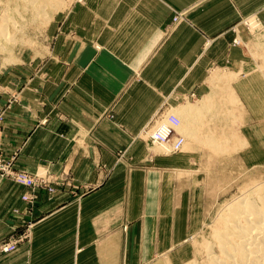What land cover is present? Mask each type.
<instances>
[{
	"label": "crops",
	"instance_id": "obj_1",
	"mask_svg": "<svg viewBox=\"0 0 264 264\" xmlns=\"http://www.w3.org/2000/svg\"><path fill=\"white\" fill-rule=\"evenodd\" d=\"M243 21L264 28V0H82L46 27L41 55L31 49L17 64L1 63L5 156L28 172L66 170L71 185L51 198L37 193L30 240L0 254V264L185 258L183 244L197 228L189 216L193 182L179 180L170 188L162 169L188 171L195 156L184 151L147 162L137 134L186 95L200 99L215 92L219 99L229 85L239 133L247 145L263 147L264 58L250 49ZM253 31L255 38L262 34ZM215 68L232 79L225 76L212 88ZM132 162L149 167L129 169ZM24 191L0 179V239L24 221Z\"/></svg>",
	"mask_w": 264,
	"mask_h": 264
},
{
	"label": "rangeland",
	"instance_id": "obj_2",
	"mask_svg": "<svg viewBox=\"0 0 264 264\" xmlns=\"http://www.w3.org/2000/svg\"><path fill=\"white\" fill-rule=\"evenodd\" d=\"M78 1L81 2L82 0H32L31 2H29V0H0V31L4 29L5 26H9L6 36L0 41V64L2 63L3 66L17 64L21 62L22 59L24 60L26 58L27 54L31 52V49L35 50V52L37 51V55H41L43 52L39 50L43 49V39H45L43 32L46 27H48L54 17L64 13L73 3ZM175 17H178L176 21H174ZM179 19L180 17L178 15H174L172 17V22H178ZM245 23L248 27L244 25ZM13 24L16 27H14ZM18 25L21 26L17 27ZM241 25L251 33L252 40L249 43L252 44L250 49L256 48L257 51H259V56L256 58H260L263 61L264 32L261 29L264 28H261L260 25L256 26L258 24L255 25L253 22L248 21H243ZM236 26L237 25L233 27L234 32L238 30ZM254 29H258L262 34L255 38L254 33H252ZM254 38L256 39L255 41ZM253 41L259 47L252 46L254 45ZM234 43H239V39L235 38ZM216 71L222 74V77H220V75L218 76ZM209 74V81L212 88L214 87L213 85H215L214 79L220 81L224 80L225 76L229 79H232L231 76L233 77L232 74L225 72V70L221 68H215ZM212 80L214 81L212 82ZM227 90L228 89L225 88V93L223 92L224 94H222L219 99L215 92L211 93L210 96L208 94V98L211 96L213 98L211 97V103H206L207 107H203L206 96L197 99L195 93H190L186 96L189 97L193 94L194 98L186 99L185 96L184 103L158 113L149 121L152 123H149L147 127L137 134V138L143 141L145 145V161L147 162L151 163V156L153 155L168 158L184 151L195 156V161L191 163L190 169H185L188 171H184L178 166L171 168L165 167V169H162L164 173L163 183H168L170 188L179 180L185 181L186 183L192 180L193 187L190 196L191 209L189 210V216L193 219V225H196L197 228L192 233L187 231L189 235L186 237V241L183 244L184 251H181V254L186 253L185 258L177 259L172 262L164 258L161 259L162 262H160V264H208L205 257V247L207 244L209 245L215 241L214 231L219 226V213L223 210L224 205L227 204L234 195H238L241 189L256 183L259 179L260 181H264V141L261 142L263 147H251L247 145L246 140H244L236 127L237 117L235 114V105L237 102L234 98L235 101L232 100L231 93ZM225 95L226 99H224ZM199 105L202 107H199ZM181 106L195 108L194 113L191 112L192 117L188 115L189 113L183 114V116L177 117V125H173L171 122L168 124L169 121L166 120V116L173 111V109L175 110L177 107L179 108ZM160 115L161 118L159 117ZM197 117L200 120L199 123ZM238 117L241 118L240 116ZM1 119L2 116L0 113V122ZM245 119H248V117ZM194 120L197 123H193ZM161 123L168 124L169 126L171 125L175 129L176 135L174 139L176 137L183 138L179 150H175L172 147V141L174 139L166 143L170 148L169 150L161 149L162 146L166 144H158L152 139V133ZM180 126L181 128L187 127L190 130L189 136H187L185 132H182L180 130L181 128H178ZM210 138L211 142L208 141ZM189 144H195L197 147H189ZM0 152L4 157L3 159L7 161L14 170H21L14 166L13 157L5 156L1 140ZM116 152L117 162H119L124 151L119 149ZM127 166L129 169L149 167L144 163L134 162L128 163ZM42 169L45 171H42ZM40 170L41 172H39ZM28 173L33 176H44V178L37 179L34 186L25 187L15 182L10 174H5L0 170L1 180H6L11 184L25 188V191L20 195V199L29 205L27 211H25L26 217L24 215V221H22L19 229H15L1 237L0 254L12 253L17 250L20 244L30 240L33 226L37 221L31 206L36 202L38 192L44 191L47 197L51 198L58 187L71 185L69 173L66 170L51 172L46 168H40L35 172ZM15 212H17V209L10 210L7 213L12 216ZM130 225L131 223L125 224L121 229L126 232ZM11 241L13 245L10 243ZM157 263L159 264V262Z\"/></svg>",
	"mask_w": 264,
	"mask_h": 264
},
{
	"label": "bare ground",
	"instance_id": "obj_3",
	"mask_svg": "<svg viewBox=\"0 0 264 264\" xmlns=\"http://www.w3.org/2000/svg\"><path fill=\"white\" fill-rule=\"evenodd\" d=\"M31 1L29 0V2ZM13 26L16 27L14 24ZM19 26L21 25H18L17 27ZM8 27L5 26V28L3 27L4 29L0 31V41L6 36ZM216 73H218V76L220 75V77H222L221 76L222 74H219V72L217 71ZM214 80L216 82V79ZM214 80H212V82ZM229 87L230 86L228 85L227 86L228 90ZM206 97L208 98V95ZM189 98H194V95L191 94L189 97L186 96V99ZM233 98H235V96L232 97V100L235 101ZM209 99L210 97L208 98V100ZM224 99H226V95L224 96ZM210 100L208 103H211ZM205 106L207 107V105L204 104L203 107ZM199 107L202 106L199 105ZM194 111L195 108L193 107L181 106L179 108L177 107V109L175 110L173 109V111H171L169 114H174L177 117H180L181 115L183 116V114H188V113H189L188 115H191V112L194 113ZM197 120L199 123L200 120L198 117ZM195 122L196 121L194 120L193 123ZM169 123L170 121L168 122V124ZM168 124L165 123L159 124L151 135L152 139L154 140V136L156 134L155 132H157L159 128L164 126L163 128H161L164 129L166 127L168 128L171 126V125L169 126ZM178 128H181V126ZM180 130L182 132H185V134L189 136L188 134H190V130L187 127L181 128ZM178 140H182L183 142L182 137H176L172 141V147L174 149H175L174 147L175 143ZM208 141L211 142V138ZM157 143L166 144L165 142L164 143L157 142ZM161 149L169 150L170 148L168 147V144H166L162 146ZM259 181L257 182L255 181L256 183H253L248 187L241 189L238 195L236 196L234 195V197L229 202H227V204L224 205V208L221 211V213H219L220 216L218 221L219 226L217 225L218 228H216L214 231L215 241L214 243L210 242L211 244L209 245L207 244L205 247V257L208 264H264V181H260V182Z\"/></svg>",
	"mask_w": 264,
	"mask_h": 264
},
{
	"label": "built area",
	"instance_id": "obj_4",
	"mask_svg": "<svg viewBox=\"0 0 264 264\" xmlns=\"http://www.w3.org/2000/svg\"><path fill=\"white\" fill-rule=\"evenodd\" d=\"M178 19V17L174 18V21H176ZM246 27H248V25L245 23L244 24ZM161 118V115L159 116ZM163 117V116H162ZM167 120L170 121L173 125H177L178 124V119L177 116L174 114H168L166 116ZM164 126H162L161 128H163ZM159 128L157 130V132H155V136H154V140L156 142L159 143H168L170 142L172 139H174L175 135H176V131L175 129L171 126V127H166L164 129ZM152 141V139H151ZM154 142V141H153ZM182 140H178L175 143V150H179L180 144H181ZM4 157L1 155L0 152V170H2L5 174H10L15 182L23 185V186H34L37 182V179L39 178H44V176H36V175H31L30 173H28L27 171L24 170H14L13 167H11L7 161H5L3 159ZM12 245V241L10 242ZM9 244V243H8Z\"/></svg>",
	"mask_w": 264,
	"mask_h": 264
}]
</instances>
